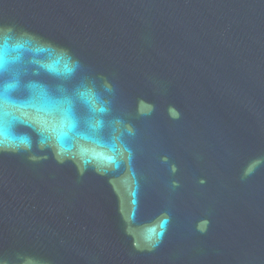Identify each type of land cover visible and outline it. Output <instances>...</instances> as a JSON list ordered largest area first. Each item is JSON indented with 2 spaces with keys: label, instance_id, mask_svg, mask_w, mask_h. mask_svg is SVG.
Instances as JSON below:
<instances>
[{
  "label": "water",
  "instance_id": "1",
  "mask_svg": "<svg viewBox=\"0 0 264 264\" xmlns=\"http://www.w3.org/2000/svg\"><path fill=\"white\" fill-rule=\"evenodd\" d=\"M0 264H264V0H0Z\"/></svg>",
  "mask_w": 264,
  "mask_h": 264
},
{
  "label": "snow or ice",
  "instance_id": "2",
  "mask_svg": "<svg viewBox=\"0 0 264 264\" xmlns=\"http://www.w3.org/2000/svg\"><path fill=\"white\" fill-rule=\"evenodd\" d=\"M2 50H3V38L0 37V53H2ZM5 70H6V62L4 60L3 55L0 54V76L3 75ZM5 96H6V90L0 89V101H3Z\"/></svg>",
  "mask_w": 264,
  "mask_h": 264
}]
</instances>
